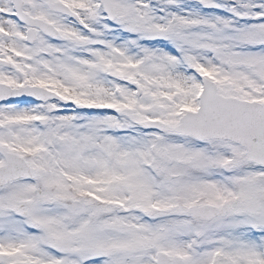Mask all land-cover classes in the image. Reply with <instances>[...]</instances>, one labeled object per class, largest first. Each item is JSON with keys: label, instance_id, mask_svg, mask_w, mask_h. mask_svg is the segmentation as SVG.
Listing matches in <instances>:
<instances>
[{"label": "snow or ice", "instance_id": "1", "mask_svg": "<svg viewBox=\"0 0 264 264\" xmlns=\"http://www.w3.org/2000/svg\"><path fill=\"white\" fill-rule=\"evenodd\" d=\"M0 264H264V0H0Z\"/></svg>", "mask_w": 264, "mask_h": 264}]
</instances>
